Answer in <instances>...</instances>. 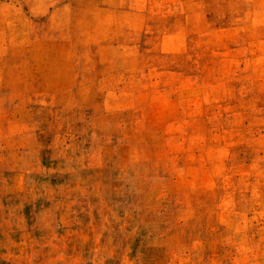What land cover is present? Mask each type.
Wrapping results in <instances>:
<instances>
[{
  "label": "rangeland",
  "instance_id": "rangeland-1",
  "mask_svg": "<svg viewBox=\"0 0 264 264\" xmlns=\"http://www.w3.org/2000/svg\"><path fill=\"white\" fill-rule=\"evenodd\" d=\"M0 264H264V0H0Z\"/></svg>",
  "mask_w": 264,
  "mask_h": 264
}]
</instances>
